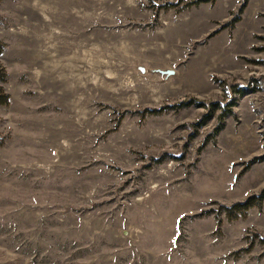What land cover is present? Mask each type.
I'll use <instances>...</instances> for the list:
<instances>
[{
  "label": "rangeland",
  "instance_id": "rangeland-1",
  "mask_svg": "<svg viewBox=\"0 0 264 264\" xmlns=\"http://www.w3.org/2000/svg\"><path fill=\"white\" fill-rule=\"evenodd\" d=\"M0 44V264H264V0H0Z\"/></svg>",
  "mask_w": 264,
  "mask_h": 264
},
{
  "label": "trees",
  "instance_id": "trees-1",
  "mask_svg": "<svg viewBox=\"0 0 264 264\" xmlns=\"http://www.w3.org/2000/svg\"><path fill=\"white\" fill-rule=\"evenodd\" d=\"M2 48H3L2 44H0V54L2 52ZM4 77H5L4 73L0 71V81H3ZM7 102H8V95L6 93H4L2 88L0 87V105H5V104H7ZM231 106H232V104H231ZM149 111L150 112H156V111H152V110H149ZM223 111H224V109H223ZM227 115H231L230 109L227 110V112L224 114V117ZM220 127L221 126L219 125V127L216 129V131L219 130ZM260 201H261V199L259 200V198L251 196L242 202L235 203L231 207L227 208V217L230 219H234V218H236V216H238L239 213L245 212L247 209H249L255 205H259Z\"/></svg>",
  "mask_w": 264,
  "mask_h": 264
},
{
  "label": "water",
  "instance_id": "water-1",
  "mask_svg": "<svg viewBox=\"0 0 264 264\" xmlns=\"http://www.w3.org/2000/svg\"><path fill=\"white\" fill-rule=\"evenodd\" d=\"M148 71L151 73L156 72V73H159V74L164 75V76L174 74V71L171 69H168V68H163V69L155 68V69H149Z\"/></svg>",
  "mask_w": 264,
  "mask_h": 264
}]
</instances>
